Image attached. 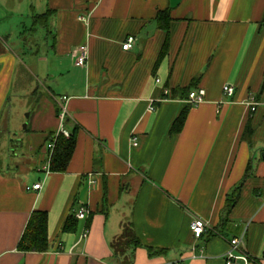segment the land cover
Segmentation results:
<instances>
[{
  "label": "crops",
  "instance_id": "crops-1",
  "mask_svg": "<svg viewBox=\"0 0 264 264\" xmlns=\"http://www.w3.org/2000/svg\"><path fill=\"white\" fill-rule=\"evenodd\" d=\"M38 2L28 8L29 31L44 29L45 50L29 54L37 76L50 80L55 107L29 131L45 155H32L30 143L24 167H0V264H122L112 246L126 228L139 244L128 250L131 264H225L236 237L237 264H264V0ZM6 9L0 0V121L22 45L17 37L7 47ZM158 13L168 16L167 30ZM129 36L136 41L124 51ZM82 45L88 59L78 67ZM185 89H202L204 102L189 105ZM59 105L67 108L63 129L77 131L66 170L51 172L46 145L60 128ZM36 183L41 190H26ZM81 207L87 216L79 220ZM35 211L47 213L49 248L21 252ZM71 216L74 226L63 231ZM195 218L207 224L199 240L190 231Z\"/></svg>",
  "mask_w": 264,
  "mask_h": 264
},
{
  "label": "rangeland",
  "instance_id": "rangeland-1",
  "mask_svg": "<svg viewBox=\"0 0 264 264\" xmlns=\"http://www.w3.org/2000/svg\"><path fill=\"white\" fill-rule=\"evenodd\" d=\"M1 1L7 8L5 13L8 16L7 24L11 34L8 36L7 47L9 50H13V47L16 48L18 45L17 37H19L22 45L16 51L21 63L17 69L9 101L0 121V167L13 168L17 164L24 167V159H26L25 155L29 153L28 146L30 143L34 145L32 155L36 157L45 155V150L43 152L37 150L41 136L31 135L29 131L34 129L37 124L50 119V112L53 113L55 105L48 91L50 80L37 76L36 60L29 54L30 51L40 50L42 55L45 50L44 29H40V26L37 27V34L29 31L32 28V19L28 18V8L30 4L35 5L34 1L38 6L39 0H29V2L27 0ZM12 11L21 15L19 22L26 24L25 29L20 26L17 27L15 23L17 17L11 16ZM19 33L20 35H18ZM27 130L28 132H26Z\"/></svg>",
  "mask_w": 264,
  "mask_h": 264
},
{
  "label": "trees",
  "instance_id": "trees-1",
  "mask_svg": "<svg viewBox=\"0 0 264 264\" xmlns=\"http://www.w3.org/2000/svg\"><path fill=\"white\" fill-rule=\"evenodd\" d=\"M49 12L42 15H37L35 17V23L44 26L47 18L49 17ZM168 16L165 13H158L157 21L159 23V27L162 30L168 29ZM166 45H164L162 54L165 53ZM191 91L189 89H185L182 91V95H185L188 98V95ZM187 109H184L179 114L178 118L175 120L173 124V130L176 132L181 131L183 124L185 122L187 116ZM59 109L56 111V116L58 115ZM76 129L73 133H70V138L65 139L62 135H59L56 138L55 147L52 152L49 169L51 172H64L67 168V165L71 159V156L75 147V133ZM50 134L48 139H52ZM250 173V169L248 168L245 176ZM239 187L235 188L233 194H231L226 200V212H229L234 204L236 203L238 196ZM75 224V220L73 217H69L63 223L62 230L66 231L67 229L73 227ZM136 245H139L135 239V236L131 229H124L122 235L113 243L112 249L114 251L115 256H124L125 259L122 260V264H131L133 252L128 254V250L130 247L134 248ZM48 238H47V213L44 211H35L30 216L26 229L21 237V240L18 245V250L21 252H35V253H44L48 250ZM153 251L149 250L151 254ZM156 254L162 253V251H156Z\"/></svg>",
  "mask_w": 264,
  "mask_h": 264
},
{
  "label": "built area",
  "instance_id": "built-area-1",
  "mask_svg": "<svg viewBox=\"0 0 264 264\" xmlns=\"http://www.w3.org/2000/svg\"><path fill=\"white\" fill-rule=\"evenodd\" d=\"M135 37L133 36H129L127 37V39L125 40V42L122 44V50L124 51H128L131 50L132 47L135 44ZM74 58H75V65L78 67H84L87 63V59H88V48L86 45H82L79 46L75 52H74ZM223 94L225 96H232L234 93V87L233 86H229V85H225L222 89ZM61 100L63 102L67 101L66 97H62ZM205 100V93L202 89L199 90H194L191 91L188 95V98L186 99L187 103L191 106H197L201 103H203ZM255 109L252 108V111H254ZM66 113H67V108L66 105H59V112L57 115V119L59 121L60 124V128L59 131L52 137V139L47 143L46 145V150H47V161H48V165L50 163V158L52 155V152L54 150L55 147V142H56V138L59 135H62L65 139H69L70 138V133L67 132L66 130L63 129V124L66 118ZM42 188V184L41 183H36L34 185H32L31 187H26L27 191H39ZM87 216V210L84 207H81L77 213H76V218L79 220L85 219ZM207 229V224L198 218H195L191 224H190V231L192 234L193 239L195 240H199L202 238V236L204 235V233L206 232ZM87 234L84 233L83 234V238H86ZM242 245V238H233L230 241V249L227 251V253L225 254L224 260H225V264H237V259H239V256H237V252H239L240 246ZM194 250V248H193ZM200 253H202V250H200ZM245 259V258H244Z\"/></svg>",
  "mask_w": 264,
  "mask_h": 264
}]
</instances>
